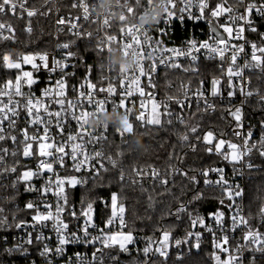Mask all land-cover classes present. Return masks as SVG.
<instances>
[{"label":"snow or ice","instance_id":"1","mask_svg":"<svg viewBox=\"0 0 264 264\" xmlns=\"http://www.w3.org/2000/svg\"><path fill=\"white\" fill-rule=\"evenodd\" d=\"M160 5L164 7L165 11L162 15H153V19L157 21L155 25H146L141 27L136 23L137 19L143 18L144 15L149 14V10L153 9V0H147V7L145 8L142 0H124V4H118V7H123L124 12L119 16L120 33L122 40L119 49L125 57L133 55L136 58V67L133 70H127L122 65L119 67L118 77L114 79L119 80V101L112 99L117 95V86L113 82H109L107 87L97 88V85L90 79L91 68L86 72L84 80L79 84V88L75 85L68 84V77L74 76L75 72H68L69 67L75 68V64H70L68 61L76 56V53L70 51L74 41L58 43L57 48L63 50L61 59H56L55 56L51 58V66L49 63V54L43 53H29L22 54L13 58L10 53L0 55V68L7 70H15L14 79L11 71L7 73L9 78L0 82V142L10 140L16 147L9 149L8 147L0 146V176L8 173H16L20 161L15 158L22 156L25 159H36L35 169L24 165V170L17 176L16 181L12 187L24 183L26 185V192L39 193V202L29 201L25 204V210L31 213L29 219L17 220L13 216L10 222L8 217L3 214L4 210L0 208V231H7L15 227L16 229H31L26 232V239L23 244L17 243L15 250L27 252L24 245L42 244L40 255L48 257L54 253L56 256L64 255L66 246L71 244H82L85 246L97 244L92 252L91 261L87 264H105V258L112 262V264H119L118 255H113L111 251L107 254L105 250H116L118 252H129L130 246L135 245L139 237L135 236L125 219L126 207L119 202V197L116 193L111 195L109 202L103 201L105 208H110V213L103 225H98L95 222L96 210L94 208L95 201H89L86 205L84 198L81 199V206L79 215H77L76 205L70 203L68 189L75 188L77 185L84 186L87 179H80L74 175L62 176L59 169H66L67 162H72L70 171L80 172L88 170L92 172V178L95 180L99 177L100 171L107 172L108 168L101 163L104 157L103 150H97L96 144L107 140V129L109 125L101 123L96 128H92L88 124L91 117L97 120L107 112H116L124 115L122 124L115 127V131L123 139L125 134L133 132V123L130 122L129 117L136 109V101L132 98L138 96L139 110L135 115V120L141 126L154 125L162 126L161 115L167 117V123H172V117L178 123L185 125L187 131L180 137V140L191 151H196V145L203 143L205 151L209 154L219 156L223 161L228 162L233 166V172L240 174V169L237 165H242L252 169L255 165L251 162L250 157L253 152L258 153L260 157H264V121L261 122V135L259 140H253V127L248 126V130L244 131V112L243 106L249 98L258 97L257 103L264 104V95L259 89L252 90L248 87V82L244 79L245 69H257L264 74V32L258 31L256 17L264 20V0H234V4H228V0H159ZM177 3L183 6L176 11ZM98 0H72L70 7L72 9H81L82 15L76 17H60L57 20L58 26H66L67 31L77 38H91L92 32L80 31V21L83 22H98L101 16L95 13ZM193 7L197 12L192 11ZM142 9V14L138 12ZM23 19L26 15L31 18L37 14L34 8L29 7V0H0V15H9ZM93 15L95 19L93 20ZM115 13H110V16H104L102 26H110V17H114ZM187 19L194 21L205 20L211 26V34L208 39L198 41L192 37L184 42L180 47H167L163 40L155 37L150 33L155 30L161 36L167 35L166 31L161 30L158 25L163 20L167 25L175 18L183 22ZM210 17V18H209ZM223 18V22L221 21ZM216 23H213V21ZM155 26V27H154ZM7 31L10 35H5ZM26 31H32L31 27H27ZM58 31H64V28L58 27ZM256 33L260 37V44L248 39L246 33ZM130 38V39H129ZM14 41L15 31L11 24L0 22V42ZM234 41L239 43H234ZM242 41V42H241ZM117 43L115 35H107L105 39L97 42V52L103 53L112 50V44ZM250 47V59L246 48ZM231 53L229 66L227 69L221 66V74L226 77L227 84L224 88L221 87L222 80L220 78H213L211 81L212 97H219L222 100L227 99L229 106L225 109L228 116L235 122L236 127L233 129V135L242 140L241 144L226 140L223 136H217L213 131H206L202 136L196 135L199 132V126H189L184 117L185 109L191 110L193 100H195L196 110L199 111L201 104L204 110L215 111V105L210 103L207 95L202 90L204 81L201 80V89H198L191 96L185 90L184 98H174L168 96L163 101L156 99L155 81L153 77L156 75L158 68L165 69H182L183 71H198V61L203 55L206 59L214 60L219 57L220 61H225V54ZM241 54H245L243 65H238V59ZM186 59L189 62V68L183 67L180 60ZM39 61V63L37 62ZM147 62V67L145 66ZM24 65H30L31 71L24 70ZM41 69L47 70L49 74L59 72L60 78L55 80L52 84L49 79V86L45 87L41 95L37 97L32 91L33 85L38 80L34 73ZM110 71H115V67H109ZM142 78L143 81H142ZM105 77H101L103 81ZM69 87L77 92L76 99L67 97ZM146 88L149 89L146 92ZM226 88V96L224 90ZM27 89V91L25 90ZM107 93L103 99H97V93ZM237 94L244 97L240 106L232 105V98ZM20 98V99H17ZM173 102L178 108L176 112L169 102ZM56 105L57 109L53 110L52 105ZM111 104L109 111L108 105ZM150 105V107H149ZM86 106L92 110H86ZM163 108V113L160 110ZM147 112V116H146ZM24 114L26 120V127L20 129V139L12 132L17 129V121L21 114ZM6 122V126H5ZM70 122H75L79 131L69 133L65 137L64 128ZM32 129L30 132L29 129ZM56 132L53 134L52 129ZM89 129H92L91 131ZM99 131L96 134L97 130ZM190 134L195 138L193 143L190 140ZM89 144L93 145V152L89 153L87 147ZM14 158L11 166H6L7 157ZM248 158V159H246ZM95 160L99 163V169L96 164L91 163ZM108 162L113 168L117 167V161L111 156L107 157ZM135 178L132 183L136 184L142 181L146 175L153 180L159 178V172L156 169H151L146 172L145 169H134ZM194 171V170H193ZM184 176L191 184L196 185L200 183L197 175L189 176L188 171L183 169H173V175ZM211 174H216V179L210 178ZM203 177V183L206 187H216L229 201L225 205V201H219L221 206L229 208L231 215L228 217L230 224H225V213L217 210L210 213V218L214 221L217 229L222 233L220 237L216 236L213 228L205 223L204 218L197 212L195 215L188 211V205L181 203L174 213L177 219L181 218V214H187L190 219L192 229L200 226L205 231L212 234L213 246L218 252L226 253L225 259L220 255L213 253V258L216 264H244L243 255L245 251L251 252L252 259L249 264H256V253L264 254V231H261V226H264V208L260 210V226H253L249 223L242 212L243 209L236 203L237 198L243 196V189L239 184L230 183L227 176L226 168L220 166H210L201 169L198 173ZM119 179L124 181L125 176L123 169H120ZM33 180H43L41 187L37 188L33 184ZM163 185L168 184V179L160 180ZM51 195L54 197V202L47 199ZM203 198V193H197L194 199L199 200ZM14 199V197H13ZM151 199V198H149ZM65 215L74 220H83L82 225H78L75 230H70V224L65 220ZM51 228L55 235L56 246L51 247L48 241L52 239L50 236L44 234L43 229ZM238 229L243 230L241 237L242 242H238L233 248L230 244L229 232H236ZM91 230V231H90ZM95 232V234H93ZM161 238L156 241V247H152V238H147V244L143 249L145 256L150 252L153 255L159 254L160 257H168V248L172 242V235L169 231L160 229ZM33 233H36L35 236ZM202 233L197 231H188L183 239H176L175 246L179 247L181 244H190L196 249L200 248ZM5 239H7L5 237ZM194 243H191L192 241ZM14 249H6L5 251L11 253ZM77 264H85L84 257L81 253L74 254ZM34 264V262H33ZM47 264H52L51 260ZM71 264V258H69Z\"/></svg>","mask_w":264,"mask_h":264},{"label":"built area","instance_id":"2","mask_svg":"<svg viewBox=\"0 0 264 264\" xmlns=\"http://www.w3.org/2000/svg\"><path fill=\"white\" fill-rule=\"evenodd\" d=\"M215 2L216 1L213 0V3H215ZM71 3H72V0H44L42 3L36 5V4L32 3V0H29V7L34 8L37 11V14L35 16L28 18L25 15L23 19H19V18L11 16V14L0 15V22H3L5 24H11L14 31H15L16 27H18V26H22L24 29H26L27 27L30 26L32 29L34 22L38 16V13H41L44 10L46 14H48L52 17V22H53V38H52V41H53V45H52V47H50L46 50L35 51L33 53L35 54V53L47 52L49 54V63L51 66V58L53 56H55L56 59H61L63 56V50L57 48L56 45L58 43L74 41V43L72 44V46L70 48V51L76 53V56L74 58H71L68 62L70 64H75L76 67L75 68L69 67L68 69H66V71H68L70 73L75 72V75L68 77V84L70 86L75 85L77 88H79V84L84 80L86 72L88 71L89 68H91L90 79L93 83H95L97 85V88H100L102 86L107 87L109 82H113L117 86V95L114 96L112 99H114L118 102L119 101V80L114 79V78L118 77V70L117 69L120 66H117L113 62L112 50L110 52L105 51L103 53H99V52H97L96 49H97V42L105 39V37L107 35H115L117 37V43L112 44V49H113V47L119 48L121 43L124 42L122 40V34L119 31L120 26H121L120 21H119V17H118V19L116 18V12L117 11L124 12L123 7L117 6L118 4L123 5L124 0H117V3L109 6V8L107 10H105L103 13H100L97 11V9L101 7L100 0H98V4H97V7L95 9V13L101 16V20L98 22H94V23L93 22H83L82 20L80 21V24L82 25L80 27V31L82 33L92 32L93 35L91 38H77L76 36L72 35L71 33H69L67 31L66 26H63V25L58 26L57 25L56 22L60 17L67 18L69 16L76 17V16L82 15L81 9H79V8L72 9L70 7ZM142 3L144 5V7L146 8L147 7V0H142ZM228 4L235 6L234 0H228ZM182 6L183 5L181 3H177L176 11L179 12V8ZM142 11H143L142 9H138V12H140L141 14H142ZM192 11L194 13H196L197 9L195 7H193ZM110 13H115L114 17L109 18L110 19V26L103 27L102 26L103 17L104 16H110ZM149 13H150V10H149ZM94 19H95V16L93 15V20ZM220 22H223V18H221ZM136 23H137V20H136ZM213 23H216V21L214 20ZM256 23L258 25V31L264 32V20H261L259 17H256ZM58 27L64 28V31H62V32L58 31ZM158 27L161 30L166 31L167 35L161 36L160 33L156 32L155 30H153L150 34L155 36V37L161 38L167 47L183 46L184 42L186 40L192 38V37H195V39H197L198 41H203V40L208 39L209 35L211 34V26L207 23V19L194 21L191 19H187V17H185V20L183 22H181L180 20L174 18L171 21L170 25L165 24L163 22V20H161ZM4 34L10 35V33H8L7 31H5ZM246 35H247L249 40L255 41L258 45L260 44V37L258 34L247 32ZM234 43H239V42L234 41ZM79 47H81V49H85V51L83 52L84 55L82 57L83 59L81 62H80L79 55L77 53V50ZM246 52L248 53V59H250V53H251L250 47L246 48ZM24 54H26V53H24ZM230 55H231V53H226L225 54V61H223V62L220 61L219 57H217L214 60H209V59H206L203 55H201V57L198 61V71H196V72H193V71L185 72L179 68L178 69H165L163 67L158 68L156 75L153 77V80L155 81V85H156L155 89H153V91L155 92V95H156V99L158 101H163L168 96L183 99L185 90H187L188 94L191 96L198 89H201L200 81L203 80L204 83L202 86V90L207 95L208 101L215 105V111H213V112H216L218 107L219 108L223 107L226 109L229 106L228 100L227 99L222 100L219 97H212L210 95V92H211V87H212L211 81L213 78H220L222 80V85H221L222 88H224V86L227 84V79H226V77L222 76L220 69H221L222 65L225 69H227V67L229 66ZM258 55H264V54L258 53ZM244 59H245V54H241V56L237 62L238 65H243ZM37 62L39 63V61H37ZM180 62L183 65V67L189 65V62L186 59L181 58ZM145 66L147 67V62L145 64ZM23 67H24V70H26V71L32 70L30 65H24ZM109 67H115L116 70L110 71ZM253 70L254 69H245L244 70V79L246 82H248V87L250 89H251V74H252ZM60 75L61 74L59 72L49 74V72L47 70L41 69L39 72L34 73V76L37 78L38 82L35 85H33L32 91L35 93V95L37 97H39L41 95L42 90L45 87L49 86V79L51 78L52 84L54 85L55 80L60 78ZM14 76H12L11 78L14 79ZM101 77H105L106 79H104L102 81ZM8 78L9 77H7L5 80H7ZM143 79L144 78H142V81H143ZM0 82H2V81H0ZM25 90L27 91V89H25ZM148 90L149 89L146 88V92ZM226 94H227V92H226V88H225L224 95L226 96ZM262 95H264V94H262ZM105 96H107V93H99L98 92L96 98L97 99H103ZM67 97L70 99H76L77 98V92L73 91L72 88L69 87V89L67 91ZM17 99H20V98H17ZM132 99L134 101H136V105H137L136 109H134V111L131 115L132 118L133 117L135 118V115L138 114L139 99L140 98L138 96H134ZM243 99H244L243 96L237 94L234 98H232V105L240 106L241 101ZM250 99H258V97L253 96V97L249 98V100ZM249 100H248V102H249ZM248 102L246 104H244V106H243L244 125H245L244 131L245 132L248 130V126L250 123V119L248 116V111H249L248 110ZM169 103H170L171 107L176 112H179V108L173 102L170 101ZM149 107H150V105H149ZM108 108L110 111L111 110V104L108 105ZM52 109L56 110L57 106L53 104ZM200 109H204L203 104H201ZM86 110L91 111L92 109L90 107L86 106ZM193 110L196 111L195 100H193L192 109L191 110L185 109V111H184V117H185L186 121L189 120V116ZM161 111L163 113V108H161ZM111 113H116V112L112 111V112H107L105 114H111ZM105 114H103L99 120H97L95 117L89 118V120L95 119L97 121V124L95 126H90V125L89 126L92 128H96L101 123L109 125L107 132L105 133V135H107V137L109 138V132H110L111 128H113L115 123L114 122H108L107 120H105L104 119ZM116 114L118 116L122 115L124 117L123 114H118V113H116ZM146 116H147V112H146ZM162 118H163L162 120L168 119L167 117H164L163 115H162ZM171 119H172V121H177L175 119V116H173ZM230 120L232 123V125L229 129V133H230L231 138H229V137L228 138L223 137V138L232 139V140H235L236 143L238 142V144H241L242 140L233 135V129L236 127L235 122L232 120L231 117H230ZM120 125H121V122H120ZM5 126H6V122H5ZM24 127H26V120H25L24 114L22 113L20 119L17 121V129L14 130L12 132V134L17 135L20 139H22V136H20V129H23ZM89 130L91 131L92 129H89ZM29 131L31 132L32 129L30 128ZM76 131H79V129L77 128V125L75 124V122H70L64 128L65 137L67 136V134L75 133ZM99 131H101V130L98 129L96 134H98ZM253 131H254L253 140H259L260 135H261V131L255 127H253ZM52 132L54 134L56 132V129L53 128ZM108 138L106 141H101L99 144H96L95 148L97 150H101V149L103 150L104 157L101 159L100 162L103 163L106 168H108V171L114 170V171L120 172V169L122 167L119 164L118 160L114 157V155L109 150ZM0 146L8 147L9 149H13L16 147L15 145L12 144V142L10 140L0 142ZM87 151L89 153L93 152V145L92 144L88 145ZM257 155H258V153L253 152L252 156L250 157L252 163H254V159ZM108 156H111L114 160L117 161V167L116 168H113L112 165L108 162V160H107ZM210 156L216 158V163H208L204 167H202L201 169H205V168H208L210 166H220V167L226 168L227 176L230 179V183L239 184L240 187L243 189V196L240 198H237L236 203L241 206V208L243 209L242 214L246 217V208H245L246 179H247L249 168L243 167L242 165H237L236 167L240 169V174H235L233 172V166L231 164H229L226 161H223L219 156H217L215 154H212ZM15 159L20 161V165L18 166L17 172L16 173H8V174H5L4 176H0L1 186L3 187V189L6 192V196L4 199V205H2L1 208L4 210L3 214L8 217L10 222L12 221L13 216H15L17 220H19V219H29L30 220L31 213L29 210H25L24 206L29 201H35L37 203L39 202V193H37V192H26L25 191L26 185L23 182L16 185L15 188L12 187L13 183L16 181L17 176L20 174V172H22L24 170V165H27L28 167L35 169L36 163H37L36 159H25L22 156H18ZM246 159H248V158H246ZM13 161H14V158L11 156H8L7 160H6V166H11L13 164ZM91 163L96 164V168L99 169V167H100L99 163H97L95 160L91 161ZM71 168H72V162L69 160L67 162L66 169H59L60 174L62 176L74 175L80 179H87V181H88V179L92 178V172L91 171L82 170V171L77 173V172L70 171ZM153 168L159 172V174H160L159 178H157L156 180H153L150 176L146 175L142 181H139L137 183L138 184H161L160 180L167 178L168 184H169L174 180V178L177 175V174L173 175V169H177V168L181 169L180 167H173V166H166V167L144 166V167H140L138 169H145L146 172H150L151 169H153ZM103 172L104 171H102V170L100 171V173H103ZM124 176L126 179L132 180L135 178V171L131 175L126 174L124 172ZM198 178H199L200 182L204 185V183H203L204 178L199 176V175H198ZM210 178L215 180L216 174H211ZM43 182H44L43 180H33V184L37 188L41 187ZM78 187H81V186L77 185L75 188L68 189L69 201H70V203L76 205L77 215H79V210H80L81 205H79L75 202L73 195H74V193H76L75 189ZM210 188L220 190L219 188H216V187H210ZM13 197H14V199H13ZM47 199L54 202L55 198L52 197L51 195H49L47 197ZM108 215H109V211H108V214L106 215L105 218H102L101 216H99L96 213L95 214V222L98 225L102 226L103 222L107 219ZM200 215L204 218L205 223L213 228V230L216 232V236L220 237L222 235V233L219 231V229H217L214 221L210 218V215H207L205 213H200ZM230 215H231V212H230ZM125 219H126V214H125ZM65 220L69 222L70 230H75L78 225H82V223H83L82 219L77 221V220H74V219L68 217L67 215H65ZM225 224H230L229 219L225 220ZM163 229L166 231H169L172 235V242L170 244V247L168 248V257L166 260L171 259L173 257H175L176 259H181L182 257H184L186 255H190L194 250H199V249L204 248L206 242H210L213 244L212 234L205 231V229L200 227V226H197L195 229H192V227L189 226L187 228H184L180 232H177L173 229H165V228H163ZM30 230L31 229L21 230V229H16L15 227H12V228L8 229L7 231H0V264H33V262H34V264H47L48 260H51L52 264H69V258H71V264H77L76 257L74 255L77 252L82 254V256L84 257V260H85V264H87L88 261H91L92 252L95 250V248L100 247L99 244H97L95 246H92V245L85 246L82 244H71V245L66 246V251H65L64 255L56 256L54 253H52L48 257H43L39 254L40 250L42 248V244H36V243H34L33 245H26L25 244L24 247L27 248V252H23L22 250L21 251L15 250V246L17 245V243L23 244L24 240L26 239V232L30 231ZM127 230H128V228L125 229V231H127ZM193 230L203 234L199 249H196L195 247H191L190 244H181L179 247L175 246L174 241L176 239H183L185 237L186 232L193 231ZM260 230L264 231V227L260 228ZM43 231H44V234L46 236L52 237V239L50 241H48V243L50 244L51 247L55 248L56 239H55V235L52 232L51 228L49 227L47 229H43ZM133 233L135 236L139 237V239L137 240L135 245L130 246V250H137L139 252V255L133 253V254L127 256L124 252H118L116 250H107V249L105 250V253L107 254L109 251H111V253L113 255H118L119 264H129V262L126 259L127 257H131V256L140 257L142 255L145 256L143 249L147 244V239H143L142 235L137 234L134 231H133ZM35 234L36 233H33L34 236H35ZM93 234H95V232ZM156 234L158 235V238L156 240H152L153 249L157 246L156 241H158L161 238L160 229L156 231ZM228 235L230 238V244L234 248L238 242H242L241 237L243 235V230L238 229L234 233L229 232ZM5 237L7 239H5ZM194 242L195 241L193 240L191 243H194ZM6 249H14V250L11 253H9V252L5 251ZM214 252L217 255H220L222 259H225L227 256L226 253L218 252L216 249H214ZM150 254L153 255L152 252H150L148 255H150ZM155 256L165 260V258L160 257L159 254H156ZM248 257H249L248 251H245L244 255H243L244 264H248ZM105 264H112V262L110 260H108L106 257L105 258ZM138 264H140V263H138Z\"/></svg>","mask_w":264,"mask_h":264},{"label":"trees","instance_id":"3","mask_svg":"<svg viewBox=\"0 0 264 264\" xmlns=\"http://www.w3.org/2000/svg\"><path fill=\"white\" fill-rule=\"evenodd\" d=\"M44 0H32L34 4H40ZM216 1V0H214ZM53 22L52 17L43 10L38 16L29 33L22 26L15 29L14 41L0 42V55L10 53L13 58L24 53L46 50L53 45ZM85 49L78 48L77 53L82 61ZM189 68V65L185 66ZM11 71L12 76L15 70L0 68V81H4L7 73ZM189 71L191 69L189 68ZM251 89H259L264 94V74L254 69L251 74ZM258 99H250L248 102L249 125L261 131V122L264 121V104L257 103ZM135 120V118L133 117ZM167 120H162V126L146 125L141 126L135 120V127L131 134H125L123 139L115 131L117 124L111 128L108 138L110 152L118 160L126 174H133L134 169L144 166L157 167H180L188 171L189 176L197 175L199 170L208 163H216V158L210 156L205 151V145H196L193 152L181 140L180 137L187 131L185 125L172 121L169 125ZM189 126H199L196 135L202 136L206 131L212 130L216 135L229 137V129L232 125L230 116L225 108H217L216 112L193 110L186 121ZM120 126V125H119ZM190 140L194 143L195 138L190 134ZM254 168L248 170L246 179L245 208L246 217L251 225L260 226V210L264 207V157L257 155L254 159ZM194 170V171H193ZM119 171H107L99 174L95 180L88 179L87 184L75 189L73 198L81 205L84 198L85 205L89 201H95L96 213L105 218L108 208L101 203V199L110 200L113 192H117L120 201L126 207V222L128 230L131 229L143 236L156 240V231L165 228L180 232L184 228L191 226L187 214H181L177 219L174 213L177 207L184 203L188 205V211L195 215L197 212L210 213L218 209L225 213V220L230 216V210L226 206H221L219 201L223 199L225 205L229 203L218 189L199 184H191L184 176L177 174L174 180L167 184H133L131 179H119ZM199 179V178H198ZM197 193H203V198L196 200ZM6 192L0 183V208L4 205ZM151 198V199H149ZM264 226H261V228ZM214 246L206 242L204 248L194 250L190 255L181 259L175 257L164 260L155 255L131 256L127 257L129 264H216L214 258ZM252 253L248 252V264L252 259ZM256 264H264V254L256 253Z\"/></svg>","mask_w":264,"mask_h":264},{"label":"clouds","instance_id":"4","mask_svg":"<svg viewBox=\"0 0 264 264\" xmlns=\"http://www.w3.org/2000/svg\"><path fill=\"white\" fill-rule=\"evenodd\" d=\"M101 7L97 9L98 12L103 13L109 8V6L117 3V0H100ZM153 9L154 11L150 12L148 15H144L143 18L137 19V23L143 27L146 25H155L157 23L152 17L153 15L160 14L162 15L165 11L164 7L160 5L159 0H153ZM123 14V12L117 11L116 18ZM112 60L117 66H123L127 70H133L136 67V58L133 55L125 57L119 48L113 47L112 49ZM119 71V68L117 69ZM104 119L108 122H114L118 126L120 122L124 119L122 115H117L116 113L105 114ZM90 126H95L97 121L91 119L88 121Z\"/></svg>","mask_w":264,"mask_h":264},{"label":"rangeland","instance_id":"5","mask_svg":"<svg viewBox=\"0 0 264 264\" xmlns=\"http://www.w3.org/2000/svg\"><path fill=\"white\" fill-rule=\"evenodd\" d=\"M29 53H32V54H34L33 52H28V53H26V54H29ZM160 112H161V114H162V111L160 110ZM129 119H130V122H132L133 123V130H134V127H135V120L130 116L129 117ZM161 119H163L162 118V115H161ZM124 120V119H123ZM122 120V121H123ZM122 121H121V124H122ZM212 131V130H211ZM214 132V131H213ZM215 133V132H214ZM216 134V133H215ZM225 139V138H224ZM226 140H230V141H232V142H234V143H236V141L235 140H232V139H226ZM237 144H238V142H237ZM113 193H116L117 194V192H113ZM112 193V194H113ZM111 194V195H112ZM118 195V194H117ZM119 197V196H118ZM110 201H111V196H110V200H109V205H110ZM119 202L120 203H122L121 201H120V198H119ZM108 210H109V213H110V208H108Z\"/></svg>","mask_w":264,"mask_h":264},{"label":"water","instance_id":"6","mask_svg":"<svg viewBox=\"0 0 264 264\" xmlns=\"http://www.w3.org/2000/svg\"><path fill=\"white\" fill-rule=\"evenodd\" d=\"M150 12H151V10H150ZM210 112L212 113L213 111L210 110ZM103 201H107V200H106V199H103ZM133 253L139 255V252H138L137 250H130L129 252H126L125 254H126L127 256H129V255H131V254H133Z\"/></svg>","mask_w":264,"mask_h":264}]
</instances>
